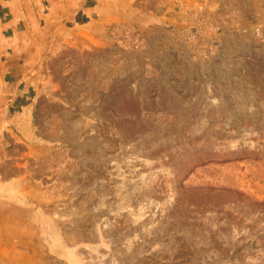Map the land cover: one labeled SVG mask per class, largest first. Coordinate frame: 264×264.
<instances>
[{
    "label": "rangeland",
    "instance_id": "obj_1",
    "mask_svg": "<svg viewBox=\"0 0 264 264\" xmlns=\"http://www.w3.org/2000/svg\"><path fill=\"white\" fill-rule=\"evenodd\" d=\"M87 3L0 18V264H264V0Z\"/></svg>",
    "mask_w": 264,
    "mask_h": 264
},
{
    "label": "crops",
    "instance_id": "obj_2",
    "mask_svg": "<svg viewBox=\"0 0 264 264\" xmlns=\"http://www.w3.org/2000/svg\"><path fill=\"white\" fill-rule=\"evenodd\" d=\"M115 1L117 0H111L113 4H115ZM37 3H39L38 6H42L41 10L37 9ZM41 3L44 4V7ZM0 10V18H4L5 21L3 28L2 25L1 28L3 30L4 28H7L6 32L9 31L12 34H18L24 31L29 33L32 31L34 32L35 27L22 29L21 25L23 27L24 25L28 26V24L22 23L17 18H21L22 16L25 17V14H27V16H35V14H39V11H42L40 16L45 15L44 17H46L47 15L49 18L53 16L57 17L58 23H56V32H63L67 27V22H70L72 30H79V28L85 27L86 25H93L92 27H96V29L101 27L104 29L106 26L103 9L101 8L99 13L96 15L95 13L97 10L95 5H90V3H87V0H0ZM114 13L115 12H113V16ZM94 15H96L95 19H93ZM0 22L3 23V20L1 21L0 19ZM37 29L35 31H37ZM12 44L9 45V43H7V46H12ZM12 49H15V46H12ZM7 60L8 63H12L14 58H8ZM11 76H15V74L13 72H0V95L3 92V89H8L7 87H9V85H5L4 88L5 78H10ZM14 97L18 98V95H15ZM28 105L29 104L19 105L18 100L15 99V101L12 100L10 105L7 106V109L9 112L18 113V115L13 117V120H21V122H24V116H26L25 114L31 111V109H27Z\"/></svg>",
    "mask_w": 264,
    "mask_h": 264
}]
</instances>
